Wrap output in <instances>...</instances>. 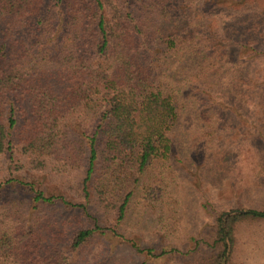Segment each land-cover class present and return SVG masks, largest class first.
Masks as SVG:
<instances>
[{
    "label": "trees",
    "instance_id": "16d2710c",
    "mask_svg": "<svg viewBox=\"0 0 264 264\" xmlns=\"http://www.w3.org/2000/svg\"><path fill=\"white\" fill-rule=\"evenodd\" d=\"M243 14L255 18L245 33ZM263 29L264 0H0V206L8 189L27 187L29 215L61 209L89 225L60 239L49 217L42 234L38 218L16 231L13 215L0 212V264H80L85 246L103 236L109 253L131 247L154 257L101 225L94 195L101 203L123 195L120 224L133 178L138 184L155 163L179 157L176 130L207 95L209 76L231 68L248 85L238 68L264 62ZM13 167L39 178L25 183ZM80 169L73 201L63 179ZM233 213L217 219L215 264L231 263L237 221L264 220V210Z\"/></svg>",
    "mask_w": 264,
    "mask_h": 264
},
{
    "label": "rangeland",
    "instance_id": "374dc122",
    "mask_svg": "<svg viewBox=\"0 0 264 264\" xmlns=\"http://www.w3.org/2000/svg\"><path fill=\"white\" fill-rule=\"evenodd\" d=\"M250 15H240L239 26L244 33L253 26L255 18H248ZM238 72V76L244 72L247 86L239 83L231 68L209 76L207 95L197 99L198 109L188 111L176 130L179 157L155 163L138 184H133V178L127 186V192L133 193L132 201L120 224L116 209L123 195L116 192L110 201L102 203L94 195L101 225L117 226L142 249L153 250L154 257L138 254L131 247L115 246L109 253L105 241L110 237L103 236L85 246L80 264H215L223 250L218 242V217L244 209L264 210V62L245 63ZM205 104L207 108L201 109ZM51 163L46 166L53 176L56 172ZM20 164L27 165L23 158ZM6 170L10 171L8 164L2 172L8 176ZM11 171L21 179L26 177L22 180L25 183L37 173L15 167ZM80 171L71 170L63 179L64 190L73 201L78 196ZM53 178L51 184H57L60 178ZM4 197L8 203L1 202L0 212L13 215L10 227L14 230L36 225L38 218L41 223L37 230L45 234L48 227L43 225H48L49 217L58 224V231L50 227V232L68 239L76 229L89 226L79 213L65 217L61 209L29 215L31 192L27 187H11ZM233 230L230 264H264V220L237 221ZM51 235L47 238L52 239ZM53 239L59 238L55 235ZM170 250V254L160 256Z\"/></svg>",
    "mask_w": 264,
    "mask_h": 264
}]
</instances>
